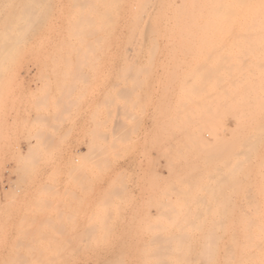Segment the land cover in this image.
Segmentation results:
<instances>
[{
    "label": "rangeland",
    "instance_id": "374dc122",
    "mask_svg": "<svg viewBox=\"0 0 264 264\" xmlns=\"http://www.w3.org/2000/svg\"><path fill=\"white\" fill-rule=\"evenodd\" d=\"M11 1L0 0V264H264V233L253 231L257 221L258 225L263 222L264 211L259 210L263 215L251 217L247 225L241 218L244 207L222 210V207H156L155 203L166 192L179 200L175 206H189L194 183L200 179L201 185L204 184L198 186L200 197L209 201L213 197L211 203L221 199L215 186L201 190L209 185L208 179L212 183L209 176L217 174L214 170L219 171L216 177L224 175L219 156L231 161L235 158L232 156L235 147L239 143L242 147L245 140L254 143L255 149L264 155V114H260L264 108H258V104L264 107V98L255 100L250 93H242L237 83L231 86L227 97L216 88L219 68L206 61L207 53L212 52L209 48L216 47H212L213 40H208L211 36L161 34L158 36L166 39L157 45L145 42L142 50L128 51L122 45L96 49L98 45L95 46L91 32H147L153 28L210 31L207 26L217 21L219 0H105L113 9L112 18L107 20L100 19L97 11L87 7L102 0ZM30 4L35 5L29 9L37 15L26 11L25 6ZM35 10H40V14ZM25 16L35 19L29 21ZM134 25L147 27L130 28ZM20 27L22 31H16ZM127 37L138 36L123 35L120 40ZM236 45L239 43H228L229 49ZM257 45L259 55L251 50L253 45L243 46L247 54L243 63L264 61V41H258ZM233 59L228 65L229 77L240 70L238 57ZM195 69L197 72L192 74ZM182 76L190 82L193 79L195 82L196 77L205 79L194 84ZM206 79L212 82L209 84ZM214 102L222 106L214 108ZM253 107L258 114L250 115ZM215 109L217 112H213ZM247 112L250 119L255 118L258 130L244 126ZM236 118L243 121L240 126H236ZM113 121L117 126H112ZM209 132L213 136L207 138ZM211 152L216 153L215 158ZM211 159L215 162L210 163ZM241 163L238 162L242 166L239 176L248 175L251 179L253 175L264 176V163L255 164V168ZM187 185L192 194L187 193L190 188ZM250 187L249 191L260 202L261 189L257 185ZM240 188L246 189L241 186L239 191ZM185 190L187 195L183 193ZM169 191L178 192V196ZM108 198L112 200L111 207H105L107 204L95 207L96 200L102 204ZM216 214L225 215L217 218L220 215ZM244 238L251 242L244 243ZM259 242L262 243L258 245ZM229 257L232 259L228 260Z\"/></svg>",
    "mask_w": 264,
    "mask_h": 264
},
{
    "label": "bare ground",
    "instance_id": "6f19581e",
    "mask_svg": "<svg viewBox=\"0 0 264 264\" xmlns=\"http://www.w3.org/2000/svg\"><path fill=\"white\" fill-rule=\"evenodd\" d=\"M13 1V0H12ZM11 1V2H12ZM23 1V0H22ZM25 1H27V0H25ZM32 1V0H31ZM49 1V0H48ZM54 1V0H53ZM60 1V0H59ZM36 2V5L38 4L37 3V1H34L33 3H35ZM44 2V1H43ZM56 2H58V1H56ZM100 3H96V4H93V2H91L89 5L90 6H87L88 8H89V10L90 9H92V10H94V11H97L98 13H99V15H100V19H102V20H107V19H111L112 18V12L111 11H113V9L110 7V4H107L106 2H105V0H102V1H99ZM219 2L221 3V6H220V8L217 10V12H218V15L216 16V19H217V21L215 20V21H213V23H212V25H211V27H210V25H208L207 26V28L209 27L211 30L210 31H203V32H196V31H192V32H181V31H162V30H160V31H158L159 29L157 28V30H156V28H153L154 30H152L151 31V29H149L150 31H147V32H145V31H131V30H128V31H126V32H119V33H108V32H105V31H98V30H92L91 32H93V36H95V46H97L98 48H96V49H100V50H104V49H109L111 46H120V45H122V47L125 49V50H128V51H135L136 49H140V48H142V46L144 45V43L145 42H147V43H150V44H153V43H156L155 45H157V43L159 42V41H161V40H164V39H166V38H164V37H162V36H158V35H161V34H184V35H186V34H202V35H206V36H211L208 40H213L212 42V47H214V46H216L215 48H209L210 50H212V52L211 51H209L208 53H207V56H206V61L208 62V63H210L211 65H213V66H215V68L216 67H218L219 69H216V71H217V73H218V75L216 76V78H217V80H218V82H219V85H217L218 84V82H216L217 84H216V86H218V87H216L217 89L219 88V90H220V92L221 93H223L222 95H224L225 97H227L228 96V93H229V91H230V88H231V86L233 85V84H239V88L240 89H242V93H244V94H247V93H250L251 95H252V97L256 100V99H260L261 101H263V98H264V61H262L261 63L259 62V64H253V62H251V63H248V62H246V64L245 63H243V61H244V58L245 57H247V54L244 52V45L245 44H249V45H253V47L251 48V50L253 51V53H255L256 55H259V53H260V48H258V45H257V43H258V41H264V0H261V1H259V0H219ZM17 3H18V1H17ZM19 3H21V1L19 2ZM26 3V2H25ZM45 3V2H44ZM51 3V2H50ZM73 3V2H72ZM75 3V2H74ZM73 3V4H74ZM258 3H261L262 4V6H259V4ZM22 4H23V2H22ZM5 5H6V3H5ZM20 5V4H19ZM31 6H25V7H27V8H25L26 9V11H28V9L30 8V7H32L33 5L32 4H30ZM57 5V4H56ZM77 5H78V3H77ZM3 6H4V4H3ZM41 6V5H40ZM47 7H49L48 5H46ZM8 7V6H7ZM18 7V6H17ZM24 7V6H23ZM33 7H35V5L33 6ZM37 7H38V5H37ZM54 7V6H53ZM15 8V7H14ZM13 8V9H14ZM20 8H22V7H20ZM19 8V9H20ZM45 8V7H44ZM62 8V7H61ZM30 9H32V8H30ZM29 9V10H30ZM39 9H41V8H39ZM42 9H43V7H42ZM49 9V8H48ZM48 9H47V11H48ZM51 9V8H50ZM12 10V9H11ZM15 10H17V9H15ZM34 10V9H33ZM46 9H44V11H45ZM53 10V9H52ZM51 10V12H53ZM19 11V10H18ZM24 11V10H23ZM42 11V10H41ZM16 12V11H15ZM32 12V15L34 14H36V13H33V11H31L30 10V13ZM35 12H37L38 14H40L39 12H40V10H35ZM4 13V12H3ZM22 15H23V13L22 12H20ZM30 13H29V17H30ZM42 13H44L43 11H42ZM50 13V12H49ZM61 13V12H60ZM76 12H73L72 14H75ZM13 14H15V13H13ZM26 14V13H25ZM24 14V15H25ZM58 15H59V13H57ZM71 14V15H72ZM28 15V14H27ZM26 15V16H27ZM37 15V14H36ZM44 15H45V13L44 14H42V16L44 17ZM25 16V17H26ZM13 17V16H12ZM25 17H23V18H25ZM28 17V16H27ZM26 17V18H27ZM48 17V16H47ZM47 17H46V19H47ZM61 17V16H60ZM68 17V16H67ZM72 17V16H71ZM80 17V16H79ZM16 18H17V16H16ZM15 18V19H16ZM42 17H40V19H41ZM70 18V17H69ZM73 18V17H72ZM6 19V18H5ZM20 19V18H19ZM29 21H31L30 19H35V17L34 18H32V16H31V18L29 19V18H27ZM38 19H39V17H38ZM37 19V20H38ZM45 19V18H44ZM50 19H51V17H50ZM53 19V18H52ZM71 19V18H70ZM214 19V18H213ZM2 20H4V19H2ZM22 20V19H21ZM48 20V19H47ZM72 20H74V18L72 19ZM71 20V21H72ZM26 21V20H25ZM40 22H41V20H39ZM39 21H38V23H39ZM44 21V20H43ZM42 21V22H43ZM61 21V20H60ZM3 22V21H2ZM16 22V21H15ZM23 22V21H22ZM50 22V21H49ZM23 23H25L26 24V22H23ZM29 23V22H28ZM35 23H37V22H35ZM34 23V24H35ZM69 23H71V22H69ZM68 23V24H69ZM6 24V23H5ZM32 25H33V23H31ZM31 24H29V25H31ZM44 24V23H43ZM65 24V23H64ZM63 24V25H64ZM76 24H77V22H76ZM79 24H80V22H79ZM28 25V26H29ZM81 25V24H80ZM2 26V25H1ZM25 26V25H24ZM72 26V25H71ZM74 26V25H73ZM77 26V25H76ZM79 26V25H78ZM77 26V27H78ZM21 27H23V26H21ZM20 27V28H21ZM50 27H53V26H50ZM75 27V26H74ZM76 27V28H77ZM147 26H145V25H134V26H132V27H130V28H132V29H145ZM1 28V27H0ZM5 28H7V27H5ZM19 28V27H18ZM17 28V29H18ZM25 28V27H24ZM35 28V27H34ZM47 28V27H46ZM45 28V29H46ZM73 28V27H72ZM92 28H96V27H92ZM98 28H102V26H98ZM149 28V27H148ZM147 28V29H148ZM7 29H9V28H7ZM10 29H11V27H10ZM14 29V28H13ZM40 29V28H39ZM38 29V30H39ZM67 29V28H66ZM80 29V28H79ZM2 30V29H1ZM5 30V29H4ZM15 30V29H14ZM27 30V29H26ZM41 30V29H40ZM52 30V29H51ZM85 30V29H84ZM83 30V31H84ZM87 30V29H86ZM12 31V30H11ZM16 31H22V28L20 29V30H16ZM33 31V30H32ZM76 31V30H75ZM7 32V31H6ZM23 32H24V30H23ZM28 32H29V30H28ZM47 32V31H46ZM65 32V31H64ZM68 32V31H67ZM66 32V34H68ZM78 32V31H77ZM81 32V31H80ZM14 33V32H13ZM12 33V34H13ZM32 33H34V31L32 32ZM39 33V32H38ZM52 33V32H51ZM58 33V32H57ZM70 33V32H69ZM71 33H72V31H71ZM82 33V32H81ZM87 33V32H86ZM9 34V33H8ZM7 34V35H8ZM17 34V33H16ZM20 35H21V32L19 33ZM26 34H28V33H26ZM74 34V33H73ZM23 35V34H22ZM34 35V34H33ZM57 35H60V32L57 34ZM101 35L103 36V37H101ZM138 36L137 38H135V39H129L128 37L127 38H125V39H123V40H120V37H122V36ZM3 36V35H2ZM29 36V35H28ZM66 36V35H65ZM69 36V35H68ZM67 36V38L68 39H70V38H72V37H68ZM71 36V35H70ZM164 36V35H163ZM58 37V36H57ZM89 37V36H88ZM5 38H6V36H5ZM16 38V37H15ZM24 38V37H23ZM25 38H27V37H25ZM30 38V37H29ZM41 38V37H40ZM47 38V37H46ZM87 38V37H86ZM85 38V39H86ZM90 38V37H89ZM19 39V38H18ZM48 39V38H47ZM47 39H46V42H47ZM59 39V38H58ZM68 39H67V41H68ZM167 39H170V38H167ZM43 40H45L44 38H43ZM84 39H82V41H83ZM214 40H217V44H216V42L214 43ZM12 41V40H11ZM33 41H34V39H33ZM48 41H49V39H48ZM9 42V41H8ZM16 42H18V41H16ZM22 42V41H21ZM38 42V41H37ZM69 42V41H68ZM45 43V42H44ZM49 43V42H48ZM228 43H239V45H236V47L233 49V48H230L229 49V47H228ZM6 44H8L7 42H6ZM15 44V43H14ZM18 44H20V43H18ZM37 44V43H36ZM55 44H57V43H55ZM93 44V43H92ZM146 44V43H145ZM256 44V45H255ZM8 45H13L12 43L11 44H8ZM22 45V44H21ZM24 45V44H23ZM35 45V44H34ZM48 45V44H47ZM46 45V46H47ZM62 45V44H61ZM76 45V44H75ZM85 45H88L87 43L85 44ZM127 45L128 46H132V47H127ZM140 45V47H138ZM142 45V46H141ZM214 45V46H213ZM257 46V47H255V46ZM13 46H15V45H13ZM40 46H41V44H40ZM44 46V45H43ZM80 46V45H79ZM134 46H137V47H134ZM150 46V45H149ZM148 46V47H149ZM8 46H6V48H7ZM10 47V46H9ZM18 47V46H17ZM32 47V46H31ZM48 47V46H47ZM65 47V46H64ZM81 47V46H80ZM107 47V48H106ZM2 48V47H1ZM4 48V47H3ZM2 48V49H3ZM19 48V47H18ZM27 48V47H26ZM33 48V47H32ZM41 48H43V47H41ZM83 48V47H82ZM149 48H151V47H149ZM152 48H155V46L153 47L152 46ZM151 48V49H152ZM157 48V47H156ZM45 49V48H44ZM56 49V48H55ZM77 49V48H76ZM84 49V48H83ZM113 49V48H112ZM151 49H149V50H151ZM36 50V49H35ZM40 50V49H39ZM59 50H60V48H59ZM140 50H142V49H140ZM158 50V49H157ZM225 51V52H220V51ZM3 51V50H2ZM13 51V50H12ZM43 51V50H42ZM45 51V50H44ZM77 51H79L78 49H77ZM87 52L88 51H90V50H86ZM99 51V50H98ZM108 51V50H107ZM4 52V51H3ZM10 52V51H9ZM90 52H92V51H90ZM97 52V51H96ZM7 53V52H6ZM84 53H85V51H84ZM99 53V52H98ZM131 54V53H130ZM5 55V54H4ZM200 55V54H199ZM206 55V54H205ZM204 55V56H205ZM18 56H20V54L18 55ZM202 56H203V53H202ZM23 57V56H22ZM44 57V56H43ZM87 57V56H86ZM235 57V59L238 57V62L240 61V70L236 73V74H232V75H230V77H229V75H228V65L229 64H231L233 61H234V58ZM201 59V57L199 58V60ZM192 60H194V59H192ZM202 60V59H201ZM200 60V61H201ZM92 61V60H91ZM196 61H198L197 59H196ZM202 62V61H201ZM186 63V62H185ZM197 63V62H196ZM195 63V64H196ZM205 63V62H204ZM208 63H206V64H208ZM184 64V63H183ZM202 64V63H201ZM205 65V64H204ZM187 66V65H186ZM161 67H163V66H161ZM203 66H201L200 68H202ZM209 67V66H208ZM207 67V68H208ZM205 68H206V65H205ZM205 68H203V69H205ZM197 69V68H196ZM195 69V72H193L192 71V74H195L196 72H197V70ZM209 69V68H208ZM212 68H210V70H211ZM201 70V69H200ZM207 70H204V72H206ZM200 71H198V73H199ZM210 72H212V71H210ZM214 72V71H213ZM208 73V72H207ZM215 73V72H214ZM216 73V74H217ZM189 74V73H188ZM191 74V75H192ZM209 74V73H208ZM190 75V74H189ZM197 75V74H196ZM201 75V74H200ZM198 76V77H201V76ZM210 75V74H209ZM202 76H204V75H202ZM205 76H208V75H206V73H205ZM204 76V77H205ZM183 77V76H182ZM182 77H180V78H182ZM198 77H196L197 79L195 80V82H197L198 80L199 81H201L202 79H205V78H203L202 77V79L200 78V79H198ZM214 78H215V76H213ZM212 77V78H213ZM184 78V77H183ZM182 78V80L184 81V79H186V80H188V78H184L183 79ZM193 78H194V76H193ZM208 78V77H207ZM215 78V79H216ZM209 79V78H208ZM208 79H206V81L208 80ZM194 80V79H193ZM193 80H192V82H190V80H188L189 81V83H194V84H196L195 82H193ZM177 81H178V79H177ZM198 81V82H199ZM203 81V80H202ZM201 81V82H202ZM209 81V80H208ZM207 81V82H208ZM211 82H212V80H210ZM210 81L208 82L209 84H210ZM179 83L180 82H182V81H178ZM177 82V83H178ZM186 82V81H185ZM201 82H199L198 84H200ZM213 82H215V81H213ZM178 83V84H179ZM177 84V85H178ZM182 84V83H181ZM184 84H187V83H184ZM183 84V85H184ZM198 84H197V87H199L198 86ZM213 84L214 83H212V86H213ZM200 87H202V85L200 86ZM203 87H204V85H203ZM164 88V87H163ZM180 88H182V85L180 86ZM179 88V89H180ZM207 89L209 88V87H206ZM213 88V87H212ZM215 88V87H214ZM167 89V88H166ZM178 89V88H177ZM178 89V90H179ZM183 89H185V87L184 88H182V90ZM187 89V88H186ZM190 88H188L187 90H189ZM191 89H193V88H191ZM190 89V90H191ZM182 90L180 89V91L179 92H182ZM195 90V89H194ZM131 91H135L134 89L133 90H131ZM183 91H185V93H183V94H185L186 95V90H183ZM196 91V90H195ZM202 91H204V90H202ZM201 91V92H202ZM207 91H209V90H207ZM161 92V91H160ZM166 92V91H165ZM189 92V91H188ZM192 92V91H191ZM146 93V92H145ZM203 93V92H202ZM208 93H210V92H208ZM218 93V92H217ZM148 94V93H147ZM190 94H192V93H190ZM199 94H200V92H199ZM204 94V93H203ZM158 96H159V94H157ZM179 96H180V99H182L181 97V95L180 94H178ZM187 95H189V93L187 94ZM193 95V94H192ZM206 95V94H205ZM219 97H221V98H223V99H225V97H223V96H221V95H219V94H217ZM80 96V95H79ZM99 96V95H98ZM200 96V95H199ZM204 96V95H203ZM218 96H216V97H218ZM201 97V96H200ZM206 96H204V98H205ZM212 97V96H211ZM106 98V97H105ZM163 98V97H162ZM177 98V97H176ZM204 98H202V99H204ZM213 98V97H212ZM102 99V98H101ZM143 99V98H142ZM180 99H179V101H180ZM214 99H216L215 97H214ZM222 99V100H223ZM157 100V99H156ZM183 100V99H182ZM185 100V99H184ZM205 100V99H204ZM225 100H227V99H225ZM158 101V100H157ZM205 101H210V99H207V100H205ZM214 101V100H213ZM213 101H211V102H213ZM104 102V101H103ZM177 102V101H176ZM182 102H184V101H182ZM200 102V101H199ZM145 103V102H144ZM192 103V102H191ZM194 103V102H193ZM196 103H197V101H196ZM204 103H206V102H204ZM208 103V102H207ZM106 104V103H105ZM132 104V103H131ZM161 104V103H160ZM167 104V103H166ZM209 104V103H208ZM207 104V105H208ZM211 104V103H210ZM214 104V105H213ZM212 105H213V107L215 108H217V106H222L221 105V103L220 102H218V104H217V102H216V105H215V102L213 103ZM220 104V105H219ZM223 105H225V102L224 103H222ZM95 105H97V104H95ZM192 105V104H191ZM194 105V104H193ZM206 105V104H205ZM211 105V106H212ZM256 105H257V103H256ZM256 105H253L254 107H257ZM259 105V109H262V108H264L263 106H261L260 104H258ZM164 106V105H163ZM197 106V105H196ZM210 105H209V107H211ZM226 106H229L228 104L226 105ZM260 106H261V108H260ZM199 107V106H198ZM252 107V106H251ZM253 107V108H254ZM95 108V107H94ZM109 108V107H108ZM213 108V109H214ZM220 108V107H219ZM222 108V107H221ZM220 108V109H221ZM253 108H252V112H247L246 113V116H248L247 114L249 113L250 115H253L254 113H255V115L256 114H258L259 112L255 109V110H253ZM105 109H107V106H106V108ZM110 109H111V107H110ZM114 109V108H113ZM166 109V108H165ZM211 109H212V107H211ZM212 109V110H213ZM251 109V108H250ZM97 110V109H96ZM201 110V109H200ZM212 110H211V113H212ZM217 109H215L213 112H217L216 111ZM219 110V109H218ZM114 111H116V110H114ZM175 111V110H174ZM199 111V110H198ZM253 111H257V113L256 112H253ZM113 112V111H112ZM196 112H197V109H196ZM192 113V112H191ZM208 113H209V111H208ZM261 113H263L264 114V111L262 112H260V114ZM108 114H111V112L109 113L108 112ZM150 114V113H149ZM199 114V113H198ZM95 115V114H94ZM112 115V114H111ZM175 115H177V114H175ZM184 115V114H183ZM213 115V114H212ZM215 115V114H214ZM99 116V115H98ZM113 117V116H112ZM154 117V116H153ZM179 117V116H178ZM253 117V116H252ZM91 118V117H90ZM244 118H245V116H244ZM247 118V119H246ZM245 119H246V121L245 120H243L244 121V126H253L252 128H254V130L253 131H255V130H258V128L256 129L255 127H256V125L258 124H256V121H255V118L253 117L252 119H250V116H248V117H246ZM97 119V118H96ZM91 120V119H90ZM187 120V119H186ZM236 120V123H237V125L236 126H240V124H242L243 123V121L242 122H240L237 118L235 119ZM188 121V120H187ZM186 121V123H188ZM182 122V121H181ZM93 123V122H92ZM94 123H96L95 121H94ZM97 123H99V121L97 122ZM96 123V124H97ZM180 123V122H179ZM185 123V122H184ZM113 124H114V121H113V123H112V126H113ZM114 125H116V124H114ZM186 125H188V124H186ZM117 126V125H116ZM185 127V126H184ZM183 127V128H184ZM252 128H251V130H252ZM235 129H237V128H235ZM115 130V129H114ZM114 130H112V131H114ZM249 130V129H248ZM225 133H226V131L225 130H223ZM234 132H236V131H234ZM189 134V133H188ZM207 134V133H206ZM223 134V133H222ZM228 134V133H227ZM224 135V134H223ZM230 135V134H229ZM228 135V136H229ZM232 135V134H231ZM210 136H213V133H210L209 132V134H208V137L205 135V137H207V138H210ZM181 137H183V136H181ZM204 137V138H205ZM32 138V137H31ZM31 138H30V140H31ZM34 139H36L35 137H33ZM32 138V139H33ZM184 139V138H183ZM220 139H221V137H220ZM215 140V138H213L212 139V141H214ZM223 141L225 140V139H222ZM29 141V140H28ZM155 141V140H154ZM184 141V140H183ZM175 142V141H174ZM29 144H30V141H29ZM216 144V143H215ZM223 144V143H222ZM236 144H237V142H236ZM235 144V145H236ZM240 144V143H239ZM238 144V145H239ZM254 143H252L251 141H247V140H245V142L244 143H242V147H240V145L238 146L237 145V147H235V145H234V147H235V152H233V155H232V153H231V155L232 156H235V158H231L232 156H230V158H231V161L229 160H224L223 158H226L225 156H223V158L221 159L220 157L221 156H219V158L218 159H220L219 161V163L220 164H222V170L224 169L225 171H224V175L223 176H217L216 177V175L219 173V171L216 169V170H212L213 172H217V174H215L214 176H209V177H212V183H211V179H208V181L210 180V182L208 183L209 185L207 186L206 185V187H204V188H206V189H201V190H207L208 188H210L211 186H215L216 188V190H218L219 192H216V193H218L219 194V197L221 198V199H219V200H215V203H211L210 201H211V199L213 200V197L212 198H210V196L208 197V198H210V201L209 200H205L202 196L200 197V194H201V192H200V189H198L199 187V185H201V183H200V180H202V179H200L198 182L197 181H195V189H193L194 187H192V191L194 192L193 194H192V191L190 190L191 189V187L190 186H188V187H190L188 190H189V192H187V193H190L191 192V194H192V197H191V199L188 201V204H189V206H175V204L176 203H178L179 202V200H177V199H173V197L171 196L172 194H168L167 195V193L166 192H164L163 193V195H161L162 196V198L158 201V202H155L156 203V207H222V210H225V209H223L224 207H244L243 208V211H242V222L244 223V224H249V223H251L250 221L252 220L251 219V217L252 218H254V217H258V215H263V213H259V210L260 211H264V206L263 205H258V204H264V176H258V175H253L254 176V179H251V178H249L250 176H248V175H240V176H242V178H239L240 176H239V171H241L242 169H240V168H242V166L240 167L239 165H238V162H242L241 164H248L249 166H253L254 167V165L255 164H259V165H261V164H263L264 163V155H262V154H260L256 149H255V145H253ZM181 145V144H180ZM227 145V144H226ZM232 145H233V143H232ZM178 146H179V144H178ZM219 146V145H218ZM228 146V145H227ZM229 146H231V144L229 145ZM152 147V146H151ZM213 147V146H212ZM211 147V148H212ZM233 147V148H234ZM210 148V149H211ZM221 148L223 149V147L221 146ZM224 148H226L225 146H224ZM240 148H241V150H240ZM18 149V148H17ZM213 149V148H212ZM227 149V148H226ZM226 149H225V153H226ZM228 149H230V147H228ZM165 150V149H164ZM172 150V149H171ZM232 150V149H231ZM240 150V151H239ZM17 151V150H16ZM213 151V150H212ZM222 150H220V152H221ZM29 152V151H28ZM28 152H26L27 154H28ZM195 152V151H194ZM214 152H216V151H214ZM214 152H211L210 154H212L213 156H214V158H215V154L218 152H216V153H214ZM167 153V152H166ZM174 153V152H173ZM86 153H84V155L83 156H86L85 155ZM18 155H20V154H18ZM222 155V154H221ZM218 156V155H217ZM209 157H210V155H209ZM208 157V158H209ZM22 158V157H21ZM211 158H213V157H211ZM213 158V159H214ZM228 159V158H227ZM233 159H235V160H233ZM239 159V160H238ZM204 160V159H203ZM212 160V159H211ZM216 160H217V158H216ZM221 160H222V162H221ZM233 160V161H232ZM173 161V160H172ZM185 161V160H184ZM218 161V160H217ZM200 162V161H199ZM210 163H212V162H215V160L213 161H209ZM206 163V162H205ZM217 163V162H216ZM169 164V163H168ZM204 164V163H203ZM214 164V163H213ZM205 165V164H204ZM212 165V164H211ZM215 165V164H214ZM218 165V164H217ZM169 166V165H168ZM172 166V165H171ZM221 166V165H220ZM219 167V166H218ZM246 166H244V169L245 170H247V168H245ZM201 168H202V166H201ZM214 168V167H213ZM220 168V169H221ZM255 168V167H254ZM87 169V168H86ZM204 169H205V167H204ZM243 169V170H244ZM249 169V168H248ZM251 169V168H250ZM169 170V169H168ZM167 170V171H168ZM201 170H203V169H201ZM211 171V172H212ZM249 171V170H248ZM207 172V171H206ZM210 172V173H211ZM209 173V172H208ZM188 174V173H187ZM204 174V172L202 173V175ZM212 174V173H211ZM211 174H208V175H211ZM190 175V174H189ZM194 175V174H193ZM197 175H201V173H199V174H197ZM208 175H206L205 177H208ZM176 176V175H175ZM191 176V175H190ZM178 177V176H177ZM180 177V176H179ZM208 177V178H209ZM183 178V177H182ZM197 178V177H196ZM204 178V177H203ZM174 179H176V178H174ZM199 179V178H198ZM207 179V178H206ZM206 179H204V181H206L207 182V180ZM177 180V179H176ZM182 180V179H181ZM196 180V179H195ZM217 180V181H216ZM181 182H183V181H181ZM218 182H219V184H218ZM240 182H242L243 184L241 185V186H243V187H245L246 189H248V190H246V189H241V191H239L238 189H239V187H241L240 186ZM185 183V182H184ZM187 183V182H186ZM185 183V184H186ZM199 183V184H198ZM211 183V184H210ZM179 184V183H178ZM206 184V183H205ZM171 185V184H170ZM177 185V184H176ZM175 185V186H176ZM192 185V184H191ZM204 184H202L201 186H203ZM252 185H257L260 189H261V191H259L260 193V195L259 196H261V199L259 200L260 202H258V200H256L253 196L254 195H252V192L251 191H249V189L251 188L250 186H252ZM167 186V185H166ZM172 186V185H171ZM163 187V186H162ZM186 187V186H185ZM218 187H220V188H223V189H220V188H218ZM249 187V188H248ZM254 187H256V186H253V188ZM187 188V187H186ZM203 188V187H202ZM214 188V187H213ZM257 188V187H256ZM259 188H258V190H259ZM147 189H149V188H147ZM164 189H165V187H164ZM167 189V188H166ZM170 189H173L172 187H170ZM175 189V188H174ZM181 189V188H180ZM215 189H213V190H215ZM150 190V189H149ZM176 190H178V189H176ZM197 190V191H196ZM254 190H256V189H254ZM168 191V190H167ZM204 191V192H205ZM148 192V191H147ZM169 192H175V191H169ZM177 192V191H176ZM179 192H180V190H179ZM208 192H209V190H208ZM207 192V193H208ZM152 193V192H151ZM183 193H186V190H185V192H183ZM187 193H186V195H187ZM206 193V192H205ZM254 193V192H253ZM174 194H177V196H178V192L177 193H174ZM210 194H211V192H210ZM258 195V194H257ZM156 196V195H155ZM176 198H177V196L176 195H174ZM214 196V195H213ZM158 197V196H157ZM174 197V198H175ZM180 198H181V196H179ZM186 197V196H185ZM217 196H215L214 198H216ZM186 198H188V197H186ZM257 198V197H256ZM189 199V198H188ZM258 199V198H257ZM180 200H182V199H180ZM150 201V200H149ZM17 202V201H16ZM114 202V201H113ZM152 202V201H151ZM211 204H210V203ZM180 203V202H179ZM182 203V202H181ZM105 204H107L105 207H111L112 206V200H110L109 198L105 201V202H102V204H101V202H99V201H97L96 200V202H95V207H103V206H100V205H105ZM214 204H216V205H214ZM184 205V204H183ZM148 206V205H147ZM149 207V206H148ZM219 209H221V208H219ZM222 210H220L221 212H223ZM233 210V209H232ZM239 210V209H238ZM242 210V209H241ZM227 211H231V210H227ZM217 212H218V209H217ZM232 213H233V211H232ZM61 214V213H60ZM226 214V213H225ZM225 214H216V216H218V215H220V216H218L217 218H219V217H222L221 215H225ZM236 214H237V212H236ZM236 214H235V216H236ZM215 215V214H214ZM227 215V214H226ZM240 215V214H239ZM228 216H230V215H228ZM238 217V216H237ZM216 218V219H217ZM225 218V217H224ZM224 218L222 219L223 221H224ZM238 218H240V217H238ZM259 218H261V217H259ZM263 218V217H262ZM237 219V218H236ZM251 219V220H250ZM264 219V218H263ZM99 220V219H98ZM235 220V219H234ZM95 221V220H94ZM213 221V220H212ZM228 221V220H227ZM98 222V221H97ZM216 222H218L217 220H216ZM230 222V221H229ZM212 223H214V222H212ZM239 223V222H238ZM211 224V223H210ZM218 224H219V222H218ZM253 224H254V222H253ZM252 224V225H253ZM216 225V224H215ZM239 225H241V224H239ZM239 225H237V226H239ZM255 226H256V224H254ZM211 226H212V224H211ZM254 226V229H253V231L254 230H257V232L256 231H254L255 233H261V234H263L264 233V220H263V222H261V225H258V221H257V228ZM213 227H215V226H213ZM245 227H246V225H245ZM245 227H244V229H245ZM247 227H249V226H247ZM246 227V228H247ZM250 227H251V224H250ZM250 227L248 228V230L250 229ZM252 230V229H251ZM97 231V230H96ZM259 231V232H258ZM244 232H245V230H244ZM249 232V231H248ZM247 232V233H248ZM251 233V236H252V238L254 237L253 236V232L251 231L250 232ZM250 233H248V235L250 236ZM18 234V233H17ZM80 234V233H79ZM247 234H245V237H247V239H248V236H246ZM258 235V234H257ZM259 236H260V234H259ZM218 237V236H217ZM230 238H232V237H230ZM250 238V237H249ZM259 238H262V236L261 237H259ZM243 239V238H242ZM245 239V238H244ZM228 240H229V238H228ZM80 241V240H79ZM94 241V240H93ZM247 240L245 239V241H244V243L246 242ZM248 241H250V240H248ZM247 241V242H248ZM254 241H255V239H254ZM83 242H85L84 240H83ZM92 242V241H91ZM233 242V241H232ZM243 242V241H242ZM247 242H246V244H247ZM251 242V241H250ZM250 242H248V243H250ZM263 242V241H262ZM262 242H259V244L258 245H260V243H262ZM82 243V242H81ZM255 243V242H254ZM258 243V242H257ZM95 244H97L96 242H95ZM251 244H253V243H251ZM250 244V245H251ZM256 244V243H255ZM231 245V244H230ZM250 245H249V247H250ZM258 245H256V248H257V250L258 251H256V253L255 254H257V252H259V246ZM262 245V244H261ZM264 245V244H263ZM229 246V245H228ZM91 247V246H90ZM254 247V246H253ZM228 248V247H227ZM226 248V249H227ZM243 248H245V247H243ZM251 248V247H250ZM264 248V247H263ZM228 249H230L231 250V248H228ZM252 249V248H251ZM261 249V248H260ZM77 250H80V249H77ZM244 250V249H243ZM250 250V249H249ZM264 250V249H263ZM70 251V250H69ZM72 251V250H71ZM70 251V252H71ZM245 251V250H244ZM255 251V250H254ZM261 251H262V249H261ZM241 253H242V251H241ZM249 253H250V251H249ZM229 254V253H228ZM244 254V253H243ZM71 255V254H70ZM250 255V254H249ZM253 254H251V256H252ZM69 256V255H68ZM229 256V255H228ZM258 256H261V254L260 255H258ZM77 258V256H74V258ZM231 257V256H230ZM228 258V260H230V259H232V258ZM73 258V257H72ZM242 258V257H241ZM259 258V257H258ZM261 258V257H260ZM263 258H264V256H263ZM263 258L261 259V260H263ZM255 259H256V257H255ZM66 261H67V259H65ZM259 260V259H258ZM260 260V261H261ZM249 261V260H248ZM252 261V260H251ZM260 261H258V262H260ZM65 262V261H64ZM68 262V261H67ZM255 262H257V261H255ZM257 262V263H258ZM248 263V262H247ZM262 263H264V262H262ZM66 264V263H65ZM246 264V263H245ZM251 264V263H250ZM253 264V263H252ZM259 264V263H258Z\"/></svg>",
    "mask_w": 264,
    "mask_h": 264
}]
</instances>
